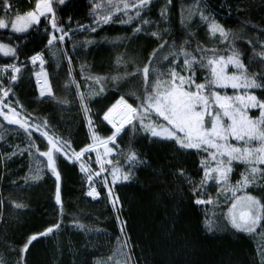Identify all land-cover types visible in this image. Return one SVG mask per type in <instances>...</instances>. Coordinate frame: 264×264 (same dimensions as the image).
<instances>
[{"label": "trees", "instance_id": "trees-1", "mask_svg": "<svg viewBox=\"0 0 264 264\" xmlns=\"http://www.w3.org/2000/svg\"><path fill=\"white\" fill-rule=\"evenodd\" d=\"M8 3L12 5L9 10L12 16L34 10L37 0H8ZM206 3L219 14L212 15ZM53 7L58 27L71 31L72 38L49 46L47 40L53 30L47 16H42L41 23L26 33L0 29V43L10 44L18 53L17 58L0 53V65L14 63L21 68L13 84L7 81L8 74L4 75L5 86H10L14 93H10L7 102L16 106L21 116L26 113L28 120L41 123L49 136L70 142L77 151L90 143L78 88L101 81L103 90L89 99L87 105L96 132L107 138L113 129L103 121V115L121 96L134 107L139 105L132 93L144 92L145 66L149 67L148 85L155 82L157 74L163 80L168 79L173 57L169 55L165 60L164 55L173 42L179 47L187 41L189 50L199 44L220 50V55L230 54L224 51L225 43L219 33L213 36L209 32L213 20L229 32L227 44H233L232 37H236L235 47L249 74L264 76L261 54L264 0H171L170 4L168 0H155L149 9L160 7L167 12L169 30L162 35L169 43L156 57L151 53L160 40L149 35L147 29L135 33L137 23L130 27L109 24L94 32H80L81 26L92 22L96 0H66L64 5L53 0ZM4 11V0H0V18H4ZM155 18L159 20L158 15ZM38 53L46 61L51 95H41L35 84L39 66L32 63L31 57ZM150 59L152 64L148 63ZM175 59L182 61L183 57ZM202 72L207 74L205 70L196 73L201 82ZM255 93L264 97V89ZM31 139L40 151L46 150L44 137L32 131ZM28 142L29 136L23 129L9 125L0 116L3 264H261L264 261L257 251V232H238L229 222L227 214L232 200L223 199L224 189L219 184L209 181L206 189L193 194V184L188 181L191 179L199 186L206 153L178 150L172 141L152 139L134 120L117 138L119 155L113 160L119 159V166L128 171L126 158L132 150L142 163L131 169L128 181L114 187L120 203L116 211L105 188L98 189L100 199L90 198L86 176L77 165L62 157L58 160L62 203L57 204L55 178L46 167V158L40 157L36 148H29ZM234 174L232 180L237 177ZM34 176L38 178L33 179ZM247 194L264 203V181L249 188ZM197 198L219 202L202 206L195 203ZM17 204L23 206L17 208ZM207 222L214 226L211 231ZM57 223L60 228L54 234L34 241L23 258L18 255L27 237Z\"/></svg>", "mask_w": 264, "mask_h": 264}, {"label": "snow or ice", "instance_id": "snow-or-ice-1", "mask_svg": "<svg viewBox=\"0 0 264 264\" xmlns=\"http://www.w3.org/2000/svg\"><path fill=\"white\" fill-rule=\"evenodd\" d=\"M60 5H64L66 0H58ZM111 3V0H110ZM171 3V0H168ZM150 4V0H137L135 17L129 16L122 23H131L134 19L139 21L140 26L134 28L135 33L142 31V26L149 24L150 21L142 17V11ZM4 18H0V29H11L12 33H26L29 28L41 23L40 18L47 16L51 22L53 30L52 35L47 40L49 46L59 40L63 42L65 36L64 29L58 28L56 22V12L53 7V0H37L34 10L25 14L16 13L9 16V10L12 5L8 0H4ZM111 9L115 11H124L127 15L129 5L127 3L111 4ZM165 10H161V16H164ZM113 12L110 10L103 14V23L112 21ZM203 18V14H201ZM99 23V21H98ZM209 32L215 36L219 33L221 42L225 43L224 51L230 52L228 55H220V50L216 48H205L197 45L194 49L187 48L188 42L177 47L175 43L166 50L168 56L173 57V63L181 64L182 71L171 69L168 71V79H161L160 74L155 77V82L148 85L149 67L142 69L145 88L142 95H136L135 99L139 105L134 107L133 104L121 96L120 99L110 107L103 115V121L114 131L107 138H102L92 127L91 118L88 117L89 133L91 143L82 147L79 151L73 149L68 141H61L59 138L49 136L47 132H40V135L47 141L46 150L40 151L31 139L32 130H39L40 124H30L25 113L24 119H19L20 112L16 106L7 102L11 92L10 86H5L4 75L8 74L7 81L9 84L15 83L21 68L16 64H8L0 68V116L9 125H18L29 136V148H36L40 157L46 158V167L55 178L56 191L55 200L61 204L60 181L61 174L58 168V160L62 157L66 160L77 162L86 153H96L95 163L99 165L98 171H93L90 166L84 162L80 163V171L85 173L86 179L91 186L93 183H99L101 187L108 188V198L113 209L119 211V197L116 196L109 185H115L120 181H128L131 175V169L142 163L139 155L130 150L126 163L128 171L119 166V159L112 160L113 148L109 145L116 146L117 137L120 136L125 125L133 124L134 120L139 121V128L144 133L160 141H172L178 146V150H197L207 154L206 160L202 161L203 178L196 183L189 179L193 184L192 192L195 195L201 188L206 189L209 181L219 184L222 189L226 188L232 193L233 202L228 210L227 218L232 227L238 232L254 233L258 227L264 228L261 221H264V203L255 196L248 195L246 189L257 180L264 181V97H258L253 94V89H264V76L260 74H249L248 68L241 59V53L233 44H227L229 32L219 23L211 21ZM59 31L61 35L55 34ZM166 34V29L164 30ZM154 38L160 40L158 48L151 53L156 57L160 49H164L169 42L164 40L161 32L151 31ZM0 53L3 56L17 58L18 53L15 47L10 44L0 43ZM264 55V53H261ZM182 56V62L176 57ZM70 59V58H69ZM35 64L39 61L45 63L43 54L38 53L31 57ZM149 64L153 61L150 59ZM234 70L229 72V67ZM10 69V73H9ZM199 70H205L203 80L198 81L196 73ZM99 79V78H97ZM115 79V78H113ZM232 89L233 95H228L227 90ZM103 90V89H101ZM220 90H224L223 94ZM50 91V86L41 89V95ZM80 106L85 113L90 111L85 97L80 94ZM7 109V112H5ZM258 109V114L253 117L250 115L251 110ZM45 123L46 122H42ZM237 143H232L231 141ZM98 147H103L104 151H98ZM118 147V146H117ZM235 163L244 165V171L240 173V179L235 185L231 183V174ZM106 165H113L106 168ZM107 173V175H102ZM109 176L111 179L109 180ZM94 177H99L94 181ZM38 177L34 176L33 179ZM237 192H245L244 195L237 196ZM87 195L96 199L99 193L95 187H90ZM195 203L198 205L211 204L213 201L208 198H197ZM17 208L23 205H15ZM82 227V226H81ZM206 227L211 231L214 227L211 222L206 223ZM60 228V224H54L45 230L32 234L27 237L23 247L19 250L18 255L21 258L29 252L33 242L40 237H47L54 234L55 230ZM123 230V229H122ZM0 264H3L0 261ZM264 264V261L261 262Z\"/></svg>", "mask_w": 264, "mask_h": 264}, {"label": "rangeland", "instance_id": "rangeland-1", "mask_svg": "<svg viewBox=\"0 0 264 264\" xmlns=\"http://www.w3.org/2000/svg\"><path fill=\"white\" fill-rule=\"evenodd\" d=\"M154 1L155 0H150V4L142 11V17L144 19H147V20L150 21L149 24H146V25L142 26V30H144V29L149 30L150 31L149 35H151V31H159V32H161V35H164V30L165 29H166V33L169 32V30H168L167 12H165L164 16H161L162 8H160V7H155L154 8L153 7L152 10H150L148 7H150ZM136 2H137V0L132 1V2H130L129 0H111V3H110V0H96V12L92 16V22L90 24L86 25V26H81L79 28L80 32H82V31L94 32V31L102 28L103 26L109 25V24H113V25L118 26V27H130V26L134 25L135 23H137L138 26H140L139 21L136 20V19H134L131 23H122L121 22V21H126L129 16L135 17V12L137 10L136 7H135ZM123 3H127L129 5V9H128L127 15H125V12L123 10L117 12L114 9H111V4H121V6H122ZM206 6L210 9L208 3H206ZM110 10L113 12L112 21H110L109 23L105 24V23H103V14L108 12V11H110ZM210 11L212 12V15L219 14L216 10L212 11L210 9ZM145 15H147V16H145ZM156 15H158L159 20L155 18ZM98 21H99V23H98ZM59 28L64 29L61 26H59ZM64 32H66L67 35L65 36L64 41L61 42L62 44L65 43L66 39L72 38L71 31H67V30L64 29ZM52 33H53V31L50 33V36L52 35ZM55 34L57 35V37H59L61 35L60 32H57V33L55 32ZM56 42H60V41L57 40ZM67 60L70 61L69 57L67 58ZM44 61H45V59H44ZM35 64H37L39 66V73L36 76V83H35L36 86H37L38 92L41 93V89L46 88V82H47V86H50V91L52 92L51 83H50V76H49V73H48V71L46 69V61L43 64H41L39 61H37ZM0 68H3V66L0 65ZM173 68L176 69L177 71H182V63L181 64L173 63L172 69ZM9 71H10V69H9ZM232 71H234V70L230 66L229 67V72H232ZM101 89H102L101 81L90 82L89 84H87L86 88H84V89L78 88V91H77L78 92V97L80 99V94H83L84 97H85L86 103H87L89 99L95 98L96 94H99ZM255 90H257V89H253V90H251V92L256 95ZM220 91L223 94L224 90H220ZM227 94L228 95H233V90L232 89H228L227 90ZM43 95H48V92L45 91V93ZM258 111H259L258 109H253V110H251L250 115L255 117L258 114ZM5 112H7V109H5ZM88 117L91 118L92 127L96 131V128H95V126L93 124V119L91 117V110L88 113L84 112V119H85V122H86V127L89 130ZM105 123H107V122L105 121ZM35 124H40L41 126H40L39 130L33 129L32 130L33 132L38 133L39 135H40L41 131L47 132V130L45 129V127L41 123L35 122ZM109 126L111 127V125H109ZM128 126L129 125H125L126 128ZM121 134H122V132H121ZM48 135H49V133H48ZM150 138H152V137L150 136ZM152 139H156V138H152ZM60 140L65 141V140H63L61 138H60ZM91 142L92 141H91V137H90V143ZM231 142L234 143V144L237 143L234 140L231 141ZM117 146H118L117 140H116V146L111 145V144L109 145V147L113 148V153H112L111 157H109L112 160H113V157L119 155V149H118ZM98 151L103 153V151H104L103 147H98ZM95 158H96V153L92 152V153H86L85 156L81 158V161H77V162H72V161H69V160L68 161L70 163H73V164L77 165L79 167V169H80V163L84 162L86 164V166H90L93 171H98L99 170V165L97 163H95ZM94 166H96V168L98 170ZM106 166H109V165H106ZM237 166H240V168H237ZM259 167L260 168H264V165H260ZM243 171H244V165H241L239 163H235L234 164L233 172L231 174V183L233 185H235L236 182L240 179V173L243 172ZM82 173L85 175L84 172H82ZM234 173H236L237 177H236V179L234 178V180H232L233 176L235 175ZM99 179H100L99 177H96V179L94 181H98ZM110 179H111V177L109 176V180ZM124 182H126V181H120V182H117L115 185H109L108 187H110L112 192L115 194L114 187L116 185L124 183ZM260 182H261V180H257L256 183H254L251 186H249L245 190L246 193H247L249 188L257 186ZM90 187H95L96 191L99 193L98 189H99V187H101V185L98 182L97 183H93L91 186L89 185L88 191L90 190ZM103 188L106 189L107 195H108V188H106V187H103ZM244 194H245V192H237L236 193L237 196H241V195H244ZM222 197L226 201H231L232 200V202H233L232 193L230 191H228L226 188H224V190H223ZM90 198H92V197H90ZM97 199H99V197L96 198L95 200H97ZM211 200L213 201V203H211V204H203L202 206H214V205H216L219 202L218 200H214V199H211ZM109 202H110V200H109ZM117 203L120 206L119 200H118ZM255 232H257L256 236H255V239H256V242L258 243V245H257L258 255H259L260 258L262 257L263 260H264V228H260L259 230H256ZM124 238L126 239V237H124ZM122 263H124V261ZM101 264H104V263L101 262Z\"/></svg>", "mask_w": 264, "mask_h": 264}, {"label": "bare ground", "instance_id": "bare-ground-1", "mask_svg": "<svg viewBox=\"0 0 264 264\" xmlns=\"http://www.w3.org/2000/svg\"><path fill=\"white\" fill-rule=\"evenodd\" d=\"M148 8H149V7H148ZM58 28H59V27H58ZM57 32H59V31H56V33H57ZM36 76H37V75H36ZM34 123H35V122H34ZM120 135H121V134H120ZM117 138H118V137H117ZM59 139H60V138H59ZM100 196H101V195L99 194V199H100ZM97 200H98V199H97Z\"/></svg>", "mask_w": 264, "mask_h": 264}, {"label": "built area", "instance_id": "built-area-1", "mask_svg": "<svg viewBox=\"0 0 264 264\" xmlns=\"http://www.w3.org/2000/svg\"><path fill=\"white\" fill-rule=\"evenodd\" d=\"M20 117H21V115H20ZM28 121H29L30 124L34 123L33 121H30V120H28ZM61 141H62V140H61Z\"/></svg>", "mask_w": 264, "mask_h": 264}, {"label": "water", "instance_id": "water-1", "mask_svg": "<svg viewBox=\"0 0 264 264\" xmlns=\"http://www.w3.org/2000/svg\"><path fill=\"white\" fill-rule=\"evenodd\" d=\"M125 128H126V127H124V129L122 130V132L125 130ZM113 131H114V129H113ZM118 137H119V136H118Z\"/></svg>", "mask_w": 264, "mask_h": 264}]
</instances>
